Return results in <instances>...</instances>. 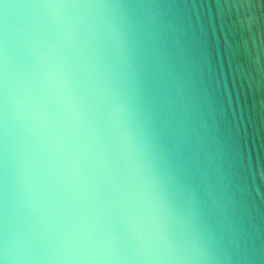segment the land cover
Returning a JSON list of instances; mask_svg holds the SVG:
<instances>
[{
	"label": "clouds",
	"instance_id": "clouds-1",
	"mask_svg": "<svg viewBox=\"0 0 264 264\" xmlns=\"http://www.w3.org/2000/svg\"><path fill=\"white\" fill-rule=\"evenodd\" d=\"M258 127L264 0H0V264H264Z\"/></svg>",
	"mask_w": 264,
	"mask_h": 264
},
{
	"label": "water",
	"instance_id": "water-1",
	"mask_svg": "<svg viewBox=\"0 0 264 264\" xmlns=\"http://www.w3.org/2000/svg\"><path fill=\"white\" fill-rule=\"evenodd\" d=\"M215 47L218 59L221 64L229 70H238L237 66L233 63L232 57L234 50L242 42L233 25L226 21H217L215 25V35H214ZM254 123H257L254 118ZM258 132L260 135H264V127H258Z\"/></svg>",
	"mask_w": 264,
	"mask_h": 264
}]
</instances>
